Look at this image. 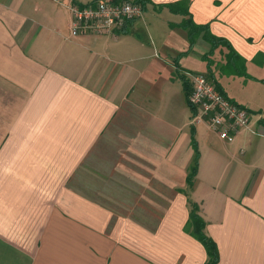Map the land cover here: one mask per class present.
Returning a JSON list of instances; mask_svg holds the SVG:
<instances>
[{"label":"crops","instance_id":"1","mask_svg":"<svg viewBox=\"0 0 264 264\" xmlns=\"http://www.w3.org/2000/svg\"><path fill=\"white\" fill-rule=\"evenodd\" d=\"M97 1L0 0V264H206L190 202L217 264H264V0H148L145 25L72 36L69 6ZM184 1L188 16L169 8ZM189 19L246 76L224 72L227 47L206 74L212 46L190 48ZM192 73L251 128L227 143L193 125Z\"/></svg>","mask_w":264,"mask_h":264},{"label":"built area","instance_id":"2","mask_svg":"<svg viewBox=\"0 0 264 264\" xmlns=\"http://www.w3.org/2000/svg\"><path fill=\"white\" fill-rule=\"evenodd\" d=\"M71 34L115 35L131 20L143 16L140 4L131 0H99L88 5L72 4ZM192 85L189 104L196 110L192 123H206L221 140L231 143L242 130H249L252 114L223 95L205 74H188Z\"/></svg>","mask_w":264,"mask_h":264},{"label":"trees","instance_id":"3","mask_svg":"<svg viewBox=\"0 0 264 264\" xmlns=\"http://www.w3.org/2000/svg\"><path fill=\"white\" fill-rule=\"evenodd\" d=\"M135 2L137 4H140L144 10L145 5L148 3V0H136ZM188 7L189 6L187 1L179 2L169 6L172 12L184 16L189 15ZM181 27H183L185 30L188 31L190 48L194 47L196 40L201 36L203 37L204 40H206L208 43L211 44L212 51L208 56L205 57V61L208 62L207 63L208 66L211 65L209 61H210V56L213 54L214 50L220 46L227 47L228 53L225 55V59L227 63L226 66L223 67L224 72H231L241 76H246V68L243 58L232 49V47L226 42V40L211 34V32L209 31V27L207 25L200 26L195 24L191 19H189V20H185L181 24ZM207 77L211 82H213L216 85L217 89L223 95L226 96L225 92L216 83L214 78L209 75ZM182 80H183L185 93L187 96V102L189 104L188 99H189V94L192 91V85L191 82L186 77H182ZM189 106L194 116L196 114V110L190 104ZM193 147L195 149L196 156L192 165L191 173L188 176V185L190 187H192L194 184V180L196 178L199 167V152L197 150V146L195 142H193ZM205 226L206 223L202 218V216L200 215L199 205H197L194 202H190V216L186 226V230L188 233H190L192 236H194L203 244L208 256V260L206 264H217L219 262V251L214 240L206 235Z\"/></svg>","mask_w":264,"mask_h":264},{"label":"rangeland","instance_id":"4","mask_svg":"<svg viewBox=\"0 0 264 264\" xmlns=\"http://www.w3.org/2000/svg\"><path fill=\"white\" fill-rule=\"evenodd\" d=\"M163 18V17H162ZM140 22H141V24L142 25H145V23H148L147 21H148V19L146 18V14H144V11H143V16H142V19L140 18ZM144 20V21H143ZM187 40H189V38H187ZM190 44V43H189ZM223 50V47L222 46H220V47H218V48H216L215 49V51H217L218 53L216 54V58L213 56V55H211V57H210V64H211V66H212V68H213V65H214V59H217V61H219V62H221V58H222V54H221V51ZM226 60V59H225ZM208 63V62H207ZM211 66L209 67V69H206L205 70V72H206V74H208V73H210V72H215V70L213 69V70H211L210 68H211ZM211 70V71H210ZM249 110V109H248ZM250 111V110H249ZM251 112V111H250ZM254 116H253V114H252V118H253Z\"/></svg>","mask_w":264,"mask_h":264}]
</instances>
